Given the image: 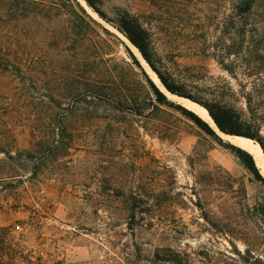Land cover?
I'll return each instance as SVG.
<instances>
[{
    "label": "rangeland",
    "instance_id": "1",
    "mask_svg": "<svg viewBox=\"0 0 264 264\" xmlns=\"http://www.w3.org/2000/svg\"><path fill=\"white\" fill-rule=\"evenodd\" d=\"M159 2L139 7L153 26L151 49L157 66L203 100L217 98L229 78L210 50L197 52L202 39L192 34L197 25L211 35L217 12L211 21L206 4L190 10L177 0ZM79 3L121 41L102 47L101 65L116 63L120 69L124 61L130 63L124 45L137 58L112 25ZM125 4L106 0L102 9L111 17L113 5ZM31 51L29 95L56 90V59ZM3 95L10 103L5 124L15 155L31 146L37 123L32 99ZM62 105L66 108V102ZM85 108L75 103L70 115L58 109L75 130L70 154L57 168L47 163L30 179V161L17 164L0 153L2 225L19 224L16 236L28 235L29 248L61 264H264V227L255 209L264 188L227 147L229 142L167 106L146 117L126 110L115 126L107 125L100 109L84 117ZM31 216L39 225L29 224Z\"/></svg>",
    "mask_w": 264,
    "mask_h": 264
},
{
    "label": "trees",
    "instance_id": "2",
    "mask_svg": "<svg viewBox=\"0 0 264 264\" xmlns=\"http://www.w3.org/2000/svg\"><path fill=\"white\" fill-rule=\"evenodd\" d=\"M84 1L138 49L167 91L200 104L220 131L254 140L264 154V0H177L183 8L192 7L190 10L206 4L211 21L212 13L217 12L212 36L197 25L192 30L194 36L202 39L197 44V52L210 50L220 70L229 78L222 83L217 98L211 100H203L185 83L178 82L157 66L151 49L153 26L144 20L145 12L139 7L158 6L160 0H125L127 7L112 6L111 17L102 9L106 0ZM115 41L121 43L78 0H0V77L7 79L5 84L0 80V153L10 162L18 160L17 164L30 161V179H36L47 163L57 168L60 161L69 156L75 127L69 128L64 123L58 109L66 110L63 115H70L75 103L91 108L90 111L85 108L83 116L86 118L90 117L87 112L102 110V119L112 126L122 122L121 113L126 110L146 117L160 106H167L220 141L195 112L167 98L125 45L130 63L124 61L120 69L116 63L101 65L102 47ZM31 48L42 56L56 59L60 70L59 75L53 74L60 85L56 90H37L35 96L29 95L28 86L33 83L28 73ZM133 69L138 70L139 78ZM39 77L35 78L36 82H40ZM131 84L134 87L130 88ZM135 87L137 91L133 92ZM4 93L32 99L33 122L37 123L31 146L18 149L15 155L8 146L11 129L5 122L10 103ZM65 102L66 108H63ZM226 145L264 188V176L252 156L240 147ZM255 209L264 227V191ZM29 221L32 226L39 225L34 216L29 217ZM15 227L19 224L0 223V264H61L29 248L28 235L16 236Z\"/></svg>",
    "mask_w": 264,
    "mask_h": 264
},
{
    "label": "bare ground",
    "instance_id": "3",
    "mask_svg": "<svg viewBox=\"0 0 264 264\" xmlns=\"http://www.w3.org/2000/svg\"><path fill=\"white\" fill-rule=\"evenodd\" d=\"M82 2V4L87 8V10L89 11V7L87 5H85L86 3L83 0H80ZM93 14V13H92ZM94 15V14H93ZM116 31V30H114ZM117 33V32H116ZM120 34V33H118ZM120 36H122L120 34ZM122 38L125 39V41L130 45L129 47L132 49V51L134 52V54L137 56V58L139 59V61L141 62V64L143 65V67L146 69V71L150 74V76L153 78V80L155 81V83L159 86V88L172 100L180 103L181 105H183L184 107L192 110L193 112H195L199 117H201L203 120H205L206 122H208L214 129L215 126L211 120V117L209 116L207 110L199 105L198 103L189 100L187 98H183V97H179L176 96L174 94H169L164 88L163 86L160 84L159 80L155 77V75L153 74V72L151 71V69L148 67V65L145 63V61L143 60V58H141L139 52L137 51L136 48H134L127 40L124 36H122ZM222 138L224 140H226L227 142L240 147L242 149H244L245 151H247L253 158L254 163L256 164V166L258 167V169L260 170L261 174L264 176V154L259 146V144L257 142H255L254 140L247 138V137H243V136H236V135H223L221 134Z\"/></svg>",
    "mask_w": 264,
    "mask_h": 264
},
{
    "label": "water",
    "instance_id": "4",
    "mask_svg": "<svg viewBox=\"0 0 264 264\" xmlns=\"http://www.w3.org/2000/svg\"><path fill=\"white\" fill-rule=\"evenodd\" d=\"M79 1V0H78ZM84 1V0H83ZM85 2V1H84ZM86 3V2H85ZM112 29H114V30H116L118 33H120L122 36H124L121 32H119L117 29H115L114 27H111ZM125 37V36H124ZM126 38V37H125ZM128 40V39H127ZM131 44V43H130ZM136 48V47H135ZM137 49V48H136ZM137 51H138V49H137ZM139 52V51H138ZM139 54H140V52H139ZM140 56H141V54H140ZM141 58H143L142 56H141ZM137 60H138V58H136ZM143 60H144V58H143ZM145 61V60H144ZM146 62V61H145ZM147 64V63H146ZM148 65V64H147ZM149 66V65H148ZM152 70V69H151ZM157 77V76H156ZM157 79H158V77H157ZM159 80V79H158ZM154 82V81H153ZM160 82V81H159ZM155 83V82H154ZM156 84V83H155ZM161 84V83H160ZM162 85V84H161ZM156 86H158L157 84H156ZM163 86V85H162ZM159 87V86H158ZM164 88V87H163ZM160 89V88H159ZM165 89V88H164ZM161 90V89H160ZM166 90V89H165ZM162 91V90H161ZM167 91V90H166ZM163 92V91H162ZM169 94H172V93H170L169 91H167ZM175 95V94H174ZM176 96H178V95H176ZM179 97H181V96H179ZM183 98H185V97H183ZM188 99V98H187ZM190 100V99H189ZM179 104V103H178ZM210 116V115H209ZM211 120H212V118H211ZM212 122H213V124H214V126H215V128L216 129H214L208 122V124H209V126L215 131V133L220 137V138H222V136H221V134H223V135H231V136H233V134H227V133H224V132H222V131H220L219 129H218V127L215 125V123H214V121L212 120ZM236 136H240V135H236ZM244 137V136H243ZM223 139V138H222ZM233 145V144H232ZM256 165V164H255ZM258 168V167H257ZM260 171V170H259Z\"/></svg>",
    "mask_w": 264,
    "mask_h": 264
}]
</instances>
